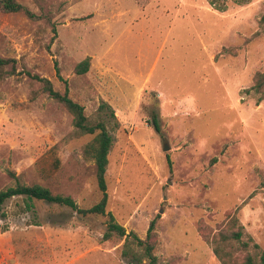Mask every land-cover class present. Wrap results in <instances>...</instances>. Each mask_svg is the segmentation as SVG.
Masks as SVG:
<instances>
[{"label": "rangeland", "instance_id": "obj_1", "mask_svg": "<svg viewBox=\"0 0 264 264\" xmlns=\"http://www.w3.org/2000/svg\"><path fill=\"white\" fill-rule=\"evenodd\" d=\"M18 1L41 19L0 7V57L15 61L0 75V191L13 172L82 209L102 198L84 155L96 135L79 136L37 76L107 124V212L141 239L159 216V264H221L200 229L211 238L234 215L264 249V101L245 92L264 71V0ZM27 204L1 210L0 264H139L125 238L104 239L107 217Z\"/></svg>", "mask_w": 264, "mask_h": 264}, {"label": "trees", "instance_id": "obj_2", "mask_svg": "<svg viewBox=\"0 0 264 264\" xmlns=\"http://www.w3.org/2000/svg\"><path fill=\"white\" fill-rule=\"evenodd\" d=\"M210 4L220 11H225L226 3L233 1L238 4L246 3L249 0H208ZM1 10L5 13H22L31 20H39L41 16L33 12L28 6L20 3L18 0H0ZM15 61L11 59H4L0 57V75L5 73L6 68L13 65V72ZM91 65V58L88 57L80 62L76 67V72L79 75L85 74L89 71ZM9 74H13L10 72ZM38 81L44 83L45 91L51 98L62 104L66 110L73 116V125L79 136L96 135L94 140L84 147V155L94 161L96 166V177L99 189L102 193V198L99 203L88 209H82L70 196L55 195L46 187L41 185H25L21 182L20 177L15 173L9 172L10 176L16 181L14 186L8 187L0 191V215L3 206L13 198H24L28 201V209H32L29 202L43 201L49 204L66 207L81 215L88 216H103L107 217V231L104 235L105 240H110L114 234L125 238L123 248L124 257H132L134 261L139 264L142 262L141 257L135 252L134 247L139 249L144 258L148 259L149 264H159L158 258L154 254L158 243V235L156 231L157 216L151 221L147 236L141 239L134 232L128 233L126 229L120 225L115 217L107 212V205L109 195L107 192L106 172L109 165V154L113 146V137L104 121L91 122L85 114V109L80 104L73 101L68 94H62L53 88L52 83L48 79L35 76ZM245 92L248 95H253L258 98L259 102L264 101V71L257 72L253 78V84ZM102 112L110 114L115 118V113L107 104H102L100 107ZM154 127L159 131V124L157 116H154ZM119 126V123H116ZM169 160V159H168ZM171 164V161L169 160ZM237 213V211H236ZM203 237L210 242L213 248V253L221 264H264V249L254 241V239L247 235L245 239L244 227L241 225L239 219L234 215L230 217L226 230L220 231L210 238L202 229ZM237 250L249 252L244 260L240 263L237 257Z\"/></svg>", "mask_w": 264, "mask_h": 264}, {"label": "water", "instance_id": "obj_3", "mask_svg": "<svg viewBox=\"0 0 264 264\" xmlns=\"http://www.w3.org/2000/svg\"><path fill=\"white\" fill-rule=\"evenodd\" d=\"M165 151H167L168 150V148L167 147H165V149H164Z\"/></svg>", "mask_w": 264, "mask_h": 264}]
</instances>
